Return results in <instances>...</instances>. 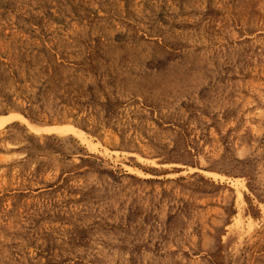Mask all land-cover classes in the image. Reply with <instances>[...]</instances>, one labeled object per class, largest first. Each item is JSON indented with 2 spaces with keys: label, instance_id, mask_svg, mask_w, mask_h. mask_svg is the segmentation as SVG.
<instances>
[{
  "label": "rangeland",
  "instance_id": "1",
  "mask_svg": "<svg viewBox=\"0 0 264 264\" xmlns=\"http://www.w3.org/2000/svg\"><path fill=\"white\" fill-rule=\"evenodd\" d=\"M0 264H264V0H0Z\"/></svg>",
  "mask_w": 264,
  "mask_h": 264
},
{
  "label": "bare ground",
  "instance_id": "2",
  "mask_svg": "<svg viewBox=\"0 0 264 264\" xmlns=\"http://www.w3.org/2000/svg\"><path fill=\"white\" fill-rule=\"evenodd\" d=\"M65 126L66 127H68V128H70V129H72V131L73 132H75V129H74V126L73 125H71V124H65ZM79 130V129H78ZM81 131V130H80ZM81 134V133H80ZM80 137V136H79ZM84 137V136H83ZM82 138V137H81ZM127 168H128V170H129V172H133V170H132V168L130 167V166H127ZM142 173V172H141ZM238 197V196H237ZM238 205V204H237Z\"/></svg>",
  "mask_w": 264,
  "mask_h": 264
}]
</instances>
